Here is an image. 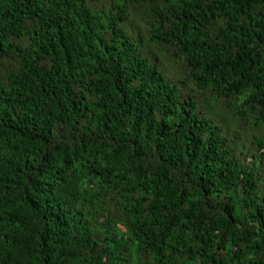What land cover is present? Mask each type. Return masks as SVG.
I'll return each mask as SVG.
<instances>
[{
    "label": "trees",
    "instance_id": "trees-1",
    "mask_svg": "<svg viewBox=\"0 0 264 264\" xmlns=\"http://www.w3.org/2000/svg\"><path fill=\"white\" fill-rule=\"evenodd\" d=\"M0 264H264V0H0Z\"/></svg>",
    "mask_w": 264,
    "mask_h": 264
}]
</instances>
